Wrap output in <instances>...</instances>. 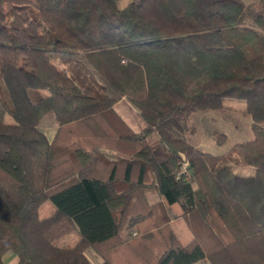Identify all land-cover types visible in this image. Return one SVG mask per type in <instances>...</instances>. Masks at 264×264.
Segmentation results:
<instances>
[{
    "label": "trees",
    "instance_id": "trees-1",
    "mask_svg": "<svg viewBox=\"0 0 264 264\" xmlns=\"http://www.w3.org/2000/svg\"><path fill=\"white\" fill-rule=\"evenodd\" d=\"M262 31L264 0H0V264L7 251L14 264H92L88 247L100 264H264ZM228 97L252 120L234 146L252 174L185 135L195 111L226 112ZM121 99L142 130L115 111ZM47 199L55 211L40 218ZM73 229L77 243L58 247Z\"/></svg>",
    "mask_w": 264,
    "mask_h": 264
},
{
    "label": "rangeland",
    "instance_id": "rangeland-1",
    "mask_svg": "<svg viewBox=\"0 0 264 264\" xmlns=\"http://www.w3.org/2000/svg\"><path fill=\"white\" fill-rule=\"evenodd\" d=\"M128 0H118L120 8L126 5ZM258 0H243L245 4H253ZM264 34V31H262ZM53 62L57 65H61L60 54L54 53L52 56ZM30 90L31 95H37L44 97L48 95L47 90ZM225 105L229 106L226 112L220 111H195L189 118V125L192 130L185 133L186 137L196 146L203 151L212 155H224L228 156L224 159L223 163L230 165L235 172L241 174H252L255 172V168L244 164L241 161L239 151L234 146L238 143L249 141L253 138L251 129L252 120L248 115L242 113V109L245 106L244 100L237 98H226ZM115 111L130 125L134 131H140L144 127L143 121L139 118L136 110L130 105V103L124 99L118 101L115 106ZM7 121H11V118L7 115ZM57 122L53 114H47L39 123V129L43 131L49 138H51L56 129ZM221 134V135H220ZM223 134V136H222ZM148 141L156 143L158 136L153 133ZM150 199L156 194H150ZM55 206L50 199L43 201L38 208V215L40 218H46L53 215ZM123 237L127 239L136 237V233L129 229L123 230ZM80 235L77 229L70 230L65 234L59 236L55 244L58 247L67 248L74 246L79 240ZM85 254L92 264H100L102 258L96 253V251L88 247L85 250ZM6 264H14L16 262V255L12 251H7L3 257ZM128 264V263H125ZM196 264H209L207 261H198Z\"/></svg>",
    "mask_w": 264,
    "mask_h": 264
},
{
    "label": "crops",
    "instance_id": "crops-1",
    "mask_svg": "<svg viewBox=\"0 0 264 264\" xmlns=\"http://www.w3.org/2000/svg\"><path fill=\"white\" fill-rule=\"evenodd\" d=\"M124 100V99H122ZM150 194H155V193H148V200L151 203H154L158 200V196H154L152 200L150 199ZM161 201L163 202L164 206L169 210L171 218H170V223L171 227L180 240L181 243L186 244L192 239V234L190 230L187 228L185 225L184 221L181 218V209L179 205L175 202L173 197L171 196L170 193H165L161 197ZM197 263V262H196ZM194 263V264H196Z\"/></svg>",
    "mask_w": 264,
    "mask_h": 264
}]
</instances>
